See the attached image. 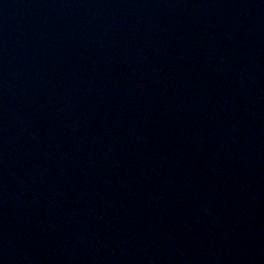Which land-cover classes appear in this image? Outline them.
Here are the masks:
<instances>
[{"label":"water","instance_id":"95a60500","mask_svg":"<svg viewBox=\"0 0 264 264\" xmlns=\"http://www.w3.org/2000/svg\"><path fill=\"white\" fill-rule=\"evenodd\" d=\"M0 264H264V0H0Z\"/></svg>","mask_w":264,"mask_h":264}]
</instances>
